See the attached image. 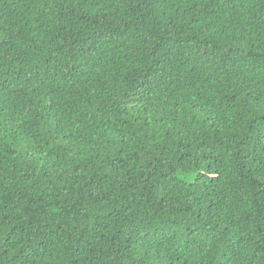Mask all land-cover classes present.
<instances>
[{
  "label": "trees",
  "instance_id": "1",
  "mask_svg": "<svg viewBox=\"0 0 264 264\" xmlns=\"http://www.w3.org/2000/svg\"><path fill=\"white\" fill-rule=\"evenodd\" d=\"M0 264H264V0H0Z\"/></svg>",
  "mask_w": 264,
  "mask_h": 264
}]
</instances>
